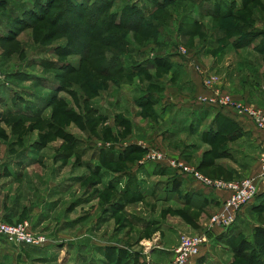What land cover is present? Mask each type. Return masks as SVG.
<instances>
[{
  "label": "rangeland",
  "instance_id": "obj_1",
  "mask_svg": "<svg viewBox=\"0 0 264 264\" xmlns=\"http://www.w3.org/2000/svg\"><path fill=\"white\" fill-rule=\"evenodd\" d=\"M152 1L55 0L35 15L34 0H0V221H28L31 233L48 240L44 247L0 241V264H146L162 243L169 246L175 240L179 245L183 236L209 238L216 216L228 212L225 202L219 207L185 206L177 198L161 200L156 190L147 200L128 194L125 203L118 193L126 190L123 185L104 188L113 177L143 163L150 151L217 182L242 184L259 175L264 151L253 152L251 160L230 156L226 151L236 138L227 135L200 148L191 137L170 135L157 109L144 105L152 91L171 101H196L209 95L211 86L221 98L264 111L253 92L241 91L250 84L264 86V58L249 48L252 45L245 46L250 37L264 38V0H255L226 21L202 11L200 6H210L206 0H172L162 10ZM133 3L144 7L145 18L132 32L124 26ZM244 31L251 36L236 47L233 40ZM165 55L183 59L186 74L199 88L195 95L186 93L183 79L171 76L167 68L139 72ZM113 63L117 66L111 69L121 67L120 74H110ZM133 142L148 149L133 150L115 163L100 158L104 147L128 149ZM18 160L23 167L16 166ZM8 165L17 176L8 173ZM97 167H103L102 178ZM223 192L229 200L235 195ZM262 195L240 214L253 220L245 227L253 243L254 224L264 228V198L258 201ZM259 202L263 208L254 210ZM43 203L51 205L43 208L47 218L35 214ZM10 212H16L15 218L5 220ZM133 217L141 221L133 224ZM236 242L237 247L240 239ZM116 245L128 255L120 258L112 251ZM97 246H106L105 254ZM254 248L247 255L250 263L235 252L220 256L229 264H260L263 260Z\"/></svg>",
  "mask_w": 264,
  "mask_h": 264
},
{
  "label": "crops",
  "instance_id": "obj_2",
  "mask_svg": "<svg viewBox=\"0 0 264 264\" xmlns=\"http://www.w3.org/2000/svg\"><path fill=\"white\" fill-rule=\"evenodd\" d=\"M211 0L210 6H200L202 11L210 12L211 14L215 13L216 10L222 8H231L232 2H234L237 7H241L242 0ZM263 38L256 39L249 47L252 51L261 54L264 58V54L257 50L258 46L262 45ZM233 43L236 44L237 40H233ZM256 47V48H255ZM158 60H165L167 67L169 68V73L173 77H181L183 81L181 82V87H183L186 93H197L199 88L197 87L196 81L194 78L190 79V77L186 74L184 69V64H182L183 59L181 57H172V56H160L157 57ZM241 66H244V63H240ZM156 65H151V68L147 69L148 72L155 71ZM141 93H143V89H138ZM242 93H252L256 96V98L264 105V86L263 85H251L247 90H241ZM208 93V90H206ZM147 96L152 95L155 99L154 103L151 106L157 109L158 118L164 124L167 125L168 131L170 135H184L195 139L198 143V147L204 146V144L211 143L213 141H218L219 138H222L224 135L233 136L235 142L233 146L227 149L226 153L235 158H246L247 160H251L254 157L255 151H264V131L259 130L251 120L246 117H242L237 115L235 112L221 111L214 107L200 105L197 101H187L185 99H178L177 101L168 100L165 98L164 94L162 96L161 93L157 92H149L146 94ZM251 95V94H250ZM165 99L166 102H162V99ZM250 98V97H249ZM251 99V98H250ZM141 105V104H140ZM237 144L241 149L236 148L234 145ZM135 146L137 148H142L143 150L148 149L139 142H133L129 144V147ZM145 147V148H144ZM107 149V150H106ZM121 149V148H120ZM109 148L104 147V151L108 152ZM115 160L121 156L123 153L119 149H115L112 152ZM101 154V151L99 152ZM24 161V160H23ZM18 167L21 166L22 161H16ZM29 166V165H27ZM26 167V166H24ZM15 167L12 165L7 166L8 173L12 176H17V172L14 170ZM122 174V173H121ZM132 178L137 181L140 185V190L143 193V199H149V196H152L156 193V190L161 191V200H172L178 199L179 204L183 205H192L196 204L198 207H219L223 204L226 199V193L221 191H212L202 186L192 182L187 178H180L175 176V172L172 169H165L156 164H150L147 166L145 162L138 165L135 169H130L123 172L122 175L115 176L112 180L104 183V188H108L111 184L117 182L119 185H126L129 178ZM157 180H153V179ZM178 179V180H176ZM4 191L2 190V185H0V197L3 195ZM264 194V181L259 183V191L258 195ZM195 200V201H194ZM198 203H194V202ZM39 211L36 214L37 217L44 216V209L49 208L51 205L49 203H43V205H39ZM254 206V204H253ZM16 211V210H14ZM243 213H245L243 211ZM13 214L16 212H10L5 214V220H12ZM44 218H47L44 216ZM44 218L37 223L45 221ZM140 218L133 217L130 219V222L135 224V222H140ZM253 220L250 218L248 214L244 216H240L236 223L226 230L217 229L211 236L209 237V242L206 247L203 249L202 254L197 261L196 264H229L225 259L220 256L221 252H224L226 255L232 254L234 252V248H236V240L240 239V242L237 247L241 245L243 241H251L252 237L245 230L248 222H252ZM255 228L258 227L254 224ZM169 232L177 233V229L167 226ZM249 232L251 231L250 227L248 228ZM254 234V232H252ZM0 241L6 243L3 239ZM85 244L86 248H90L93 250L92 246L88 242L82 241L81 245ZM168 245L162 243L161 248L155 249L152 252L149 261H146V264H158L157 260H160V264H166L171 261L174 256V249L178 246V241H170ZM117 246V245H116ZM30 247V246H28ZM79 247V246H78ZM100 254H105L106 246H97ZM77 247H73L76 249ZM106 248H112V245L107 246ZM35 249V248H34ZM122 248L119 246L115 247V250H112L116 253V251H120ZM35 252H39V250H34ZM137 255V254H136ZM103 256V255H102ZM139 259L143 260L145 257L144 254H139ZM9 256H5L8 258ZM105 257V256H104ZM4 258V259H5ZM134 258V257H133ZM155 258V260H153ZM136 262V259L132 261ZM132 264V263H131Z\"/></svg>",
  "mask_w": 264,
  "mask_h": 264
},
{
  "label": "built area",
  "instance_id": "obj_3",
  "mask_svg": "<svg viewBox=\"0 0 264 264\" xmlns=\"http://www.w3.org/2000/svg\"><path fill=\"white\" fill-rule=\"evenodd\" d=\"M209 95L201 96L198 104L214 107L221 111L231 110L237 115L246 117L253 122L259 129L264 131V111L252 106L243 105L242 103L235 104L227 98H221L216 90L211 86H207ZM146 163L158 164L169 169H172L178 177L187 178L192 182L212 191L232 190L235 195L232 200L225 199V211L216 216V223L211 226V234L217 229L226 230L233 226L243 209L249 205L258 195L259 183L264 181V152L261 159V170L256 179H251L240 184L226 183L223 181H213L203 177L201 174L191 169L189 166L170 158L162 152L150 151L145 161ZM223 202V203H224ZM232 207V209H231ZM30 223L25 221L18 225H10L0 221V239H3L7 244L17 246L44 247L48 244L45 237L35 236L30 231ZM209 242L207 237H196L192 240L190 237L183 236V242L174 249V261L170 264H196L200 258L203 249Z\"/></svg>",
  "mask_w": 264,
  "mask_h": 264
},
{
  "label": "trees",
  "instance_id": "obj_4",
  "mask_svg": "<svg viewBox=\"0 0 264 264\" xmlns=\"http://www.w3.org/2000/svg\"><path fill=\"white\" fill-rule=\"evenodd\" d=\"M54 1L55 0H34V2H35V6L34 7L36 9L35 15L38 14V10H41V8L44 5L46 6L49 3L52 4ZM171 1L172 0H164L163 2L160 3V2H157L156 0H153L152 2L156 6V8H155L156 10H162L165 7L169 6V4H170ZM206 1L207 2H211V0H206ZM254 1L255 0H242L243 3L241 5V7H239V8L237 7V5L234 2H232L231 8H229V9L228 8L218 9V10L215 11V13L211 14L209 12V14H210L211 17H215L216 19H219V20H222V21L230 20V19H233L235 17V15H237L238 13H241L244 10H246L249 7V5H251ZM224 3H226V0H225ZM143 9H144V7L136 6V4L133 3L132 6H131V9H128V12H132L130 14V18L129 19L127 18L126 14H124L126 12H123L124 18H126V19L129 20V24L124 26L125 29H127L129 31H132V32L138 29V27L142 23L141 21H143V19L145 18V15H144L145 13L142 12ZM138 15H140V16H138ZM17 16H18V13H17ZM17 16L15 17V19L16 20H19L20 22H22L21 21L22 18H20V17L17 18ZM250 36H251V33H247L246 31H244L243 34H240L239 37L236 39L237 40L236 47L244 44L243 41H245V39H247V37H250ZM258 38H263L262 37V34H260V36L257 37V38H255V39H258ZM255 39H253L252 37H250L249 42H247L245 44V46H248V45L252 44L255 41ZM257 50L264 54V40H262V45L257 47ZM153 61H156L155 63H153L154 66L156 65V68L164 67V68H167L166 70H169V68L167 67V64L168 63H166L165 60L154 59ZM116 66H117V64L116 63H113L109 67V71H110V74L111 75H115V74H120L121 73V71H122V68L121 67L116 72H113V69H111V68H115ZM106 68H107V66H105L104 69H106ZM139 72H147V69L144 68L143 71L139 70ZM154 101H155V99L152 97L150 99V101L147 102V104H145V105L144 104H141V105H144V106L151 105V104L154 103ZM136 149H138V148L137 147H134V146H132V147H130L128 149H126V148L125 149H122V148L119 149L123 153L121 154V156H119V158L117 159V161H111L110 163H115V162H118V161H120L122 159L127 158L129 156L130 152L133 151V150H136ZM114 151H115V148H110L108 150V152H105L104 149H101L100 158L101 159L103 158L104 160H107V159L108 160H115V157H114V155L112 153ZM108 156H112V157L107 158ZM158 166H160V165H158ZM161 167L162 168H165V169H169V168L164 167V166H161ZM101 168H103V167H101ZM101 168L100 167H97L96 168V171L98 172V176L100 178H102V175L104 173ZM175 176H177L176 173H175ZM176 180H178V179H176ZM118 187H119V183L115 182V183L111 184L107 188V190H118ZM124 187H125L126 190L123 193H121V192L118 191V193L121 194L120 197L123 198V201L125 203H127V201L130 199L129 198L130 196L128 194L131 195V198L132 199H137V200H142L143 199V193L141 192L140 185H139V183H137L136 180H134V179H132L130 177ZM262 198H264V195H262V197L258 201H261ZM137 200H134V201L137 202ZM259 206H260V202H259V204L253 206L255 208L254 210H258L259 208H263V206H260V207ZM118 208H121V205H119ZM244 209H243V211H244ZM239 216H238V218H239ZM253 241H254V243L251 242V241H243V242H241V245L239 247H236L235 250H234V252H235V254H236L237 257H241L247 263H250V260L247 258V255H249L248 252H253L255 250V248H254V244H255L256 249L259 250V252H258L259 253L258 258L260 260H263L262 262H259V263L260 264H264V228L263 227H259L258 226V227L255 228V230H254V240ZM127 252H128V250H120L118 252L120 254L119 257L121 258V257L127 256L128 255Z\"/></svg>",
  "mask_w": 264,
  "mask_h": 264
}]
</instances>
